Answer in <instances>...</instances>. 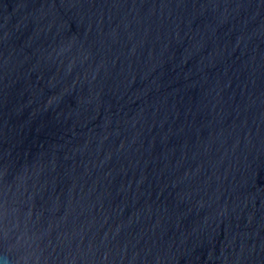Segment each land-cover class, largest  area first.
I'll return each instance as SVG.
<instances>
[{
	"label": "water",
	"instance_id": "95a60500",
	"mask_svg": "<svg viewBox=\"0 0 264 264\" xmlns=\"http://www.w3.org/2000/svg\"><path fill=\"white\" fill-rule=\"evenodd\" d=\"M0 264H264V0H0Z\"/></svg>",
	"mask_w": 264,
	"mask_h": 264
}]
</instances>
